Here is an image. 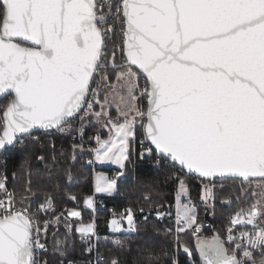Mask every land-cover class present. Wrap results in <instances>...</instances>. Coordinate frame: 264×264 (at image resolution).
<instances>
[{
	"label": "snow or ice",
	"instance_id": "6c2138e0",
	"mask_svg": "<svg viewBox=\"0 0 264 264\" xmlns=\"http://www.w3.org/2000/svg\"><path fill=\"white\" fill-rule=\"evenodd\" d=\"M117 25L121 40L104 65H111L115 79L104 72L92 87ZM0 94L11 97L0 107V150L23 143L20 137L33 128L64 133L77 117L82 125L95 118L109 137L97 135L91 151L123 170L139 124L140 158L150 156L154 146L162 158L156 164L168 160L178 170L173 173L179 181L175 229L166 230L175 233L176 247L191 256L180 236L194 229L201 264H264V0H0ZM185 170L204 179L258 178L255 187L261 191L229 217L226 237L200 238L195 206L184 202L179 172ZM117 188L115 178L96 174L94 193ZM211 193L202 194L206 206ZM28 198L21 196L19 203ZM84 202L95 211L93 197ZM17 203L7 178L0 179V264H37L35 253L45 248L40 235H46L50 222L41 228L30 207ZM49 210H54L53 198L45 194L36 212ZM68 214L82 216L76 210ZM123 215L128 230H137L131 209ZM109 223L114 232L124 230L120 220ZM236 226L246 227L234 234ZM76 232L91 252L94 225H81ZM148 259L159 257L149 252ZM109 264L120 262L114 257Z\"/></svg>",
	"mask_w": 264,
	"mask_h": 264
},
{
	"label": "trees",
	"instance_id": "16d2710c",
	"mask_svg": "<svg viewBox=\"0 0 264 264\" xmlns=\"http://www.w3.org/2000/svg\"><path fill=\"white\" fill-rule=\"evenodd\" d=\"M121 39L115 36L112 42V50L106 54L108 61L115 44ZM117 51V50H116ZM116 52V57H117ZM118 63V57L116 59ZM104 72L111 73L112 68L105 67ZM10 95L0 98L2 107ZM3 113L0 111V122ZM2 129H0L1 131ZM84 134H95L96 126L87 120L83 123ZM32 132L30 135L20 137L23 143L17 141L0 154L3 158L1 168L9 179L17 201L21 196L25 199L24 207H30L43 228L44 221H49L46 235L41 232V240L46 246L42 253L43 264H68L70 260H78L79 264L91 258L88 243L82 241L76 226L80 223H94L96 252L104 257L98 264H109L114 257L120 264H171L173 258L178 264H192L200 261L196 250V240L192 230L181 234L180 241L191 249V256L182 248L178 249L174 244L175 235L167 233V229H173L172 219L158 218L155 213L159 205L161 210L171 211L176 203V188L179 183L174 178L176 172L171 164L162 162L154 163L157 156L153 150L149 156L145 154L141 159L142 149L129 148V161L121 177H117L118 188L114 194L108 196H95V211L84 207L85 197L94 194L93 169L86 165L85 159L89 155L86 146L73 150V145H78L71 140L70 134L52 135L50 138L35 140ZM104 135V132L99 134ZM136 135L143 136V128L138 125ZM94 145V142H93ZM42 157L43 159H39ZM105 172L112 168H95ZM181 176V175H180ZM186 184V195L196 206L198 222L210 221L211 227L204 230V235L214 233L223 235L226 220L237 211L253 202V188L249 185L253 180L245 182L243 178H216L211 195L214 200L208 199L207 206L202 201L205 189L181 176ZM30 185L31 191H28ZM49 194L53 198L54 210L36 212L37 206L44 202V195ZM70 197H75L73 200ZM147 197V198H146ZM131 209L137 226L135 231L111 233L108 223L111 218H124L123 213ZM69 210H78L82 216L74 218L69 216ZM58 218V219H57ZM68 225H71L69 232ZM95 237V239H94ZM118 238L121 243H114ZM61 241L59 248L56 241ZM152 252L159 260L148 259V253ZM260 252L256 253L259 260Z\"/></svg>",
	"mask_w": 264,
	"mask_h": 264
},
{
	"label": "built area",
	"instance_id": "2783aa9c",
	"mask_svg": "<svg viewBox=\"0 0 264 264\" xmlns=\"http://www.w3.org/2000/svg\"><path fill=\"white\" fill-rule=\"evenodd\" d=\"M113 2H115V0H113ZM104 11L106 12L107 11V8H104ZM108 23H113V20L111 17H109L108 19ZM115 33H117L120 38H121V28L120 26H116V29H115ZM114 33V34H115ZM111 42H113V34L110 36V38H108L106 40V51H105V55L104 57L102 58V61H101V64H102V68H104V65L107 63V60L105 59L106 57V54L110 53V51L112 50V45H111ZM117 54H120L119 50L117 49ZM97 76H100L98 73L96 74ZM96 80L94 79L92 81V87H96L95 86V83ZM140 86L141 88L144 86V80L141 79L140 80ZM140 104L146 108V104L144 103L143 100L140 101ZM86 106V105H85ZM72 127L70 129H68L67 131H65L64 133H60L58 130L56 129H51V130H41V131H36L37 133L33 135V138L34 139H39V138H44V139H47V138H50L52 135H58V134H70V138L72 141H74L76 144L78 145H84L87 147V149H89L91 151V149H93L94 145H93V142L95 141V136H93L92 134H84V131H83V125L81 124L80 120H79V117H77L75 120H73L72 122ZM82 128V131H80V129ZM144 139V137H138L137 135L135 136V140L132 141V149H134L135 147H138L140 149H142V146H141V140ZM144 147H149V144L148 143H145ZM4 152V151H3ZM157 159H162V158H159V157H156L155 160H154V163L156 164V161ZM3 162V158L0 156V179H3L5 176L4 174V171L2 170L1 168V164ZM164 162L166 163H169L171 164L170 161L168 160H164ZM85 163L87 166L91 167L93 170H95V166H94V160L92 158V155L89 154L86 159H85ZM172 165V164H171ZM178 170L176 169V172ZM116 173L117 171L115 170H112L108 173L109 175V178L112 179V178H117L116 176ZM179 175L187 178V179H190L192 182L200 185V186H204L206 189H214V179L215 178H208V179H204V178H201L200 176H197L196 174L194 173H187L186 170L184 172H179ZM7 178V177H6ZM7 187L9 189V191H13L11 185H10V181L9 179L7 178ZM14 192V191H13ZM210 200L213 201L214 200V197L211 195L210 196ZM185 202H191L192 205H194L193 201L191 200H186ZM17 207H24L22 205H20V203L18 202L17 203ZM36 217V216H35ZM163 217L164 218H168V219H172L173 220V223H174V226H175V220H176V209H175V206H174V209L171 210V211H164L163 212ZM231 217V216H230ZM228 219L229 217L227 218L226 220V226H225V229L228 227ZM36 220L39 222V220L36 218ZM40 224V222H39ZM202 225V230L201 232L199 233V237L200 238H206V237H212V235H209V236H206L204 235V230L207 229V228H210L211 227V224H210V221L206 220L204 222H201L200 223ZM246 227V226H245ZM245 227H242V226H236L235 228V232L234 234H239L240 231H243L245 230ZM224 229V232H223V235H221V237H226L227 233ZM194 231V229H193ZM195 240H197L196 237H194ZM95 239V237H94ZM118 238H114L113 241L117 240ZM40 242H42L41 240V235H40ZM44 244V243H43ZM45 245V244H44ZM93 250H92V255H91V258L88 259L85 264H98L101 260L100 258L102 257V260L104 259V257L100 254H98L96 252V249H95V242L93 240ZM226 246H229V245H226ZM230 247V246H229ZM46 250V246L44 249L42 250H37L36 253H35V256H36V259H37V264H43V260H42V253ZM259 252V251H258ZM68 264H79V261L78 260H70L68 262Z\"/></svg>",
	"mask_w": 264,
	"mask_h": 264
},
{
	"label": "rangeland",
	"instance_id": "374dc122",
	"mask_svg": "<svg viewBox=\"0 0 264 264\" xmlns=\"http://www.w3.org/2000/svg\"><path fill=\"white\" fill-rule=\"evenodd\" d=\"M115 36L116 37H118L119 39H121L120 38V36L117 34V33H115V34H113V41H114V38H115ZM111 45H112V42H111ZM118 56V63L117 64H119L120 63V59H119V57H120V54H117ZM105 69V67L104 68H100L99 70H98V74L101 76V74H103L104 73V70ZM107 75L110 77V78H112V80H114L115 79V73L114 72H111V73H107ZM100 76H97L96 75V77H95V80H96V84H95V86L97 87V82L100 80ZM11 97L9 96L8 97V99H10ZM99 98L101 99V100H103V98H104V91L102 90L100 93H99ZM110 99H111V97H109ZM0 106H1V104H0ZM96 111H99L100 109H99V106H97L96 107V109H95ZM110 111H111V115L113 116V117H115L116 116V108H115V101H113V103H112V106H111V108H110ZM95 126H96V133L95 134H92L93 136H97V135H99L100 133H102V132H104V135L103 136H100L102 139H108V137H109V131H108V128H105V127H103V124L102 123H97L96 122V120H95V118H91V119H89ZM139 125V124H138ZM138 127V126H137ZM136 131H137V128H136ZM36 140V139H35ZM97 147V144H96V139H95V141H94V147L93 148H96ZM89 150V149H88ZM90 151V150H89ZM98 171H102V170H98ZM123 172L124 173V171H125V169H121L120 167H119V169H118V172ZM123 175V174H122ZM122 175H120L119 177H121ZM185 178V177H184ZM186 180H190V179H187V178H185ZM216 179V178H215ZM191 181V180H190ZM255 183H256V180H253L251 183H249V185L253 188V193H252V195L254 194V193H259L261 190L259 189V188H257V187H255ZM178 188H179V183H178V185H177V188H176V195H177V191H178ZM203 188L205 189V193L207 194V191H208V189H206L204 186H203ZM185 189H186V184H185ZM258 198V197H257ZM209 199H210V197H209ZM186 200H190L189 198H188V196L186 195V191H185V201ZM176 201V203H175V208L177 209V206H178V201H177V199L175 200ZM184 201V202H185ZM195 206V205H194ZM160 208V206L158 205L157 206V212L155 213V215L158 217V215H157V213H161V214H163V212H164V210H161V209H159ZM76 211H78V210H76ZM195 211H196V206H195ZM197 211H196V215H197ZM158 218H164L163 217V215L161 216V217H158ZM112 220H120V221H122V229H124V230H122V231H120V232H127V231H131V230H128L129 229V225H128V221H127V219L124 217V218H112L110 221H112ZM125 221V224H123V222ZM81 225H87V224H83V223H80L77 227H79V226H81ZM109 229H110V231L111 232H114L113 230H112V226L110 225V223H109ZM173 229H175V226H173ZM174 235H175V233H174ZM197 255H198V257H199V254L197 253ZM200 259V258H199ZM198 259V260H199ZM195 261V264H198L197 263V261L196 260H194ZM200 263V262H199Z\"/></svg>",
	"mask_w": 264,
	"mask_h": 264
},
{
	"label": "crops",
	"instance_id": "0c3cea01",
	"mask_svg": "<svg viewBox=\"0 0 264 264\" xmlns=\"http://www.w3.org/2000/svg\"><path fill=\"white\" fill-rule=\"evenodd\" d=\"M132 148V143H130V145H129V148ZM129 150V149H128ZM90 153L89 154H91L92 155V158H93V160H94V166H95V168H112V170H115V171H117L118 172V169H119V165H116V164H113L112 162H111V160H104V161H99V160H97L96 159V155H95V153H93L92 151H89ZM96 174H103L104 176H107L108 178H109V175H108V172H105V171H96V170H94L93 171V187H94V184H95V180H96ZM119 177V176H118ZM115 193V191L113 192V193H111V194H107V193H94L93 195H91V196H88V197H93V206H94V209H95V199H96V197L95 196H108V195H112V194H114ZM85 201V200H84ZM84 207H86L87 209H89V210H92V208H90V207H87L86 205H85V202H84ZM176 207V206H175ZM176 209V208H175ZM93 211V210H92ZM176 211H177V209H176ZM74 218H78V217H74ZM112 219V218H111ZM110 219V220H111ZM110 220H109V222H110ZM84 224V223H83ZM86 224H93L94 225V223L93 222H89V223H86ZM123 224H125V221L123 222ZM79 225V224H78ZM77 225V226H78ZM77 226H76V228H77ZM108 229H109V223H108ZM109 232H111L110 231V229H109ZM111 233H117V232H111ZM119 233H122V232H119ZM206 238H211V237H206ZM196 242H197V240H196ZM200 261V260H199Z\"/></svg>",
	"mask_w": 264,
	"mask_h": 264
},
{
	"label": "water",
	"instance_id": "95a60500",
	"mask_svg": "<svg viewBox=\"0 0 264 264\" xmlns=\"http://www.w3.org/2000/svg\"><path fill=\"white\" fill-rule=\"evenodd\" d=\"M108 67L112 68L110 64H108ZM4 96H7V95H6V94H0V98H2V97H4ZM2 117H3V115H2ZM41 130H45V129H40L39 127H36V128H33L32 130H30V133H32V132H36V131H41ZM0 135H2V130L0 131ZM12 146H13V145H12ZM9 147H11V146L6 147L5 149H7V148H9ZM151 147H152V149L156 152L155 147H154V146H151ZM5 149L0 150V154H1ZM193 173H194V172H193ZM194 174H196V173H194ZM196 175L199 176L198 174H196ZM214 178H221V177L216 176V177H214ZM227 178H241V177H227ZM249 179H258V178H249ZM196 250H197V249H196ZM197 253L199 254L198 251H197ZM199 258H200L199 260H200V263H201V257H200V255H199Z\"/></svg>",
	"mask_w": 264,
	"mask_h": 264
}]
</instances>
